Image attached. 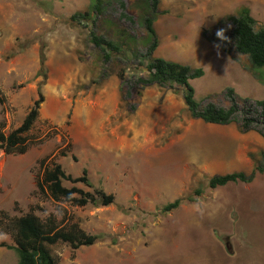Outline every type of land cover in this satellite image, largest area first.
<instances>
[{"label": "rangeland", "instance_id": "obj_1", "mask_svg": "<svg viewBox=\"0 0 264 264\" xmlns=\"http://www.w3.org/2000/svg\"><path fill=\"white\" fill-rule=\"evenodd\" d=\"M102 2L95 23L78 24L71 17L89 10L92 0H0V129H17L39 90L45 98L27 136L28 151L0 149V221L33 212L44 223L51 216L58 228L77 223L98 237L77 250L68 243L52 246L60 264H264V173L252 183L208 186L214 176L250 174L263 160L264 137L242 133L237 123L192 118L181 87L154 86L129 96L125 81L148 75V60L140 63L135 52L149 45L141 25L149 8L145 0ZM243 7L256 30L264 28V0L160 1L154 57L204 70L190 81L202 106L229 108L230 88L240 105L264 100V69L214 41L219 29L232 36L227 18ZM91 32L125 53L106 63ZM54 162L75 178L86 170L92 185L64 181L66 187L103 189L115 202L78 207L41 193L37 182ZM197 189L203 193L195 202L162 212ZM15 248L13 235L0 229V264H18Z\"/></svg>", "mask_w": 264, "mask_h": 264}, {"label": "trees", "instance_id": "obj_2", "mask_svg": "<svg viewBox=\"0 0 264 264\" xmlns=\"http://www.w3.org/2000/svg\"><path fill=\"white\" fill-rule=\"evenodd\" d=\"M145 1L149 11L143 18L141 25L148 32L149 45L146 51L135 52V56L140 63H145L148 60L146 65L148 75L138 76L134 80H126L128 95L130 96L132 91L139 93L154 86L175 90L176 86L181 87L183 88L185 104L192 118L214 125L237 123L242 133L257 131L264 137V100L247 99L243 105H240L236 100L234 89L230 88L226 93L231 103L229 108L220 107L211 102L206 106H202L195 98V89L190 81L202 78L204 70L154 57V53L159 47V39L154 24L160 14L159 5L161 0ZM92 2V7L89 10L74 14L71 17L72 21L78 24L90 21L95 23L101 12L103 2L102 0H92ZM120 4L122 8H125L123 1H120ZM123 17L128 18L124 13ZM227 19L233 25L232 36H229L230 42H221L216 36L214 41L220 45L225 53L230 54L232 47H234L238 53L249 58L253 67L264 69V28L256 30V20L251 15L250 9L243 7L239 10L237 16H229ZM90 37L95 47L100 50L106 63L112 60L113 55L125 53L119 43L103 35L91 32ZM125 57V59H128L127 55ZM40 61L41 72L44 73L45 45L41 47ZM123 73L119 76L124 81ZM38 95V100L17 129L9 134L0 129V149H3L7 154H24L30 148L31 143L27 136L37 122L41 105L45 101L41 90H39ZM0 97L1 102L5 103L4 96ZM3 127L4 122L0 124V128ZM60 156L66 157L67 153L62 151ZM262 156V162L250 174L235 172L224 176H214L209 180L208 186L216 189L231 183H252L258 173H264V153ZM45 163L46 160L44 159L41 162V167H45ZM64 181L92 186L86 170L83 171L82 176L75 178L66 174L62 165L57 162L51 163V166H46L43 177L38 180L37 186L41 193H47L56 202L66 201L78 207H86L89 204L110 206L115 202L114 195L107 194L103 189L94 188L93 192H87L76 186L68 188L64 185ZM202 193V189H197L193 196L180 198L167 204L162 212L168 213L178 209L184 203L195 202L196 196H200ZM5 221H8L7 224ZM57 226L54 217L50 216L44 223L33 212L15 218L10 222L5 214L3 220L0 221V229H4L14 237L15 251L19 258L18 264H60L59 257L54 255L51 250L52 246L59 243H68L72 249L77 250L84 246H92L98 240L96 235L87 233L77 223L70 225L68 228H58Z\"/></svg>", "mask_w": 264, "mask_h": 264}, {"label": "clouds", "instance_id": "obj_3", "mask_svg": "<svg viewBox=\"0 0 264 264\" xmlns=\"http://www.w3.org/2000/svg\"><path fill=\"white\" fill-rule=\"evenodd\" d=\"M216 37H217V39H218L219 41H221V42H230V41H229V37H227V36L225 35V29H219V30H217V32H216ZM216 47L219 48L220 45L217 44ZM252 171H253V170H252ZM84 247H87V246H84Z\"/></svg>", "mask_w": 264, "mask_h": 264}]
</instances>
